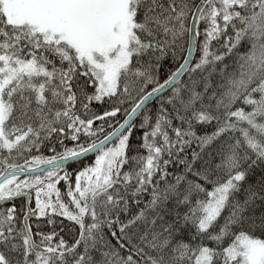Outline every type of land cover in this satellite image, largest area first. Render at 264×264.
Instances as JSON below:
<instances>
[{"label": "snow or ice", "instance_id": "1", "mask_svg": "<svg viewBox=\"0 0 264 264\" xmlns=\"http://www.w3.org/2000/svg\"><path fill=\"white\" fill-rule=\"evenodd\" d=\"M0 264H264V0H0Z\"/></svg>", "mask_w": 264, "mask_h": 264}]
</instances>
